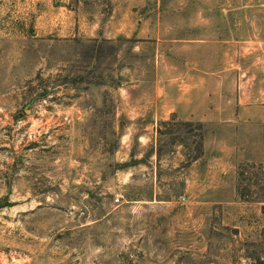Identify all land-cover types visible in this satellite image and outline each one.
Segmentation results:
<instances>
[{"label": "rangeland", "instance_id": "rangeland-1", "mask_svg": "<svg viewBox=\"0 0 264 264\" xmlns=\"http://www.w3.org/2000/svg\"><path fill=\"white\" fill-rule=\"evenodd\" d=\"M0 264H264V0H0Z\"/></svg>", "mask_w": 264, "mask_h": 264}]
</instances>
